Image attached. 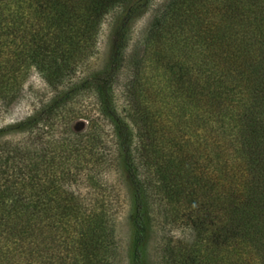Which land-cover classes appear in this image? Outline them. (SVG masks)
<instances>
[{"label": "trees", "instance_id": "1", "mask_svg": "<svg viewBox=\"0 0 264 264\" xmlns=\"http://www.w3.org/2000/svg\"><path fill=\"white\" fill-rule=\"evenodd\" d=\"M124 1L0 0V101L6 105L15 99L30 68L53 87L75 72L95 49L103 18ZM191 2L184 17L178 23L170 18L160 35L166 39L170 78L189 99L178 101L183 113L171 122L174 137L157 130L151 105L131 100L133 81L127 89L126 119L135 128L134 146L128 122L114 107L112 87L126 48L125 22L134 6L114 31L106 67L15 128L40 122L48 130L57 119L67 126L70 118L62 116L63 110L79 93L91 91L111 132L112 162L129 187L132 264H142L144 258L152 198L184 216L208 248L209 255L183 264H217L219 253L222 264H264V0ZM200 21L207 25L205 37ZM196 31L194 40L189 32ZM186 49L192 57L182 55ZM190 104L195 117L190 113L184 121ZM187 123L195 124L196 131L203 128L204 134L187 133L181 141ZM93 138L96 146L103 144L100 134ZM86 149L101 170L105 153L92 155ZM4 151L0 160L11 181L0 185V264H108V206L98 176H86L98 194L86 204L64 186V172L47 178L56 174L50 162L38 165ZM75 151L79 153L70 144L69 154ZM196 169L204 171V180ZM201 190H207L203 199Z\"/></svg>", "mask_w": 264, "mask_h": 264}, {"label": "rangeland", "instance_id": "2", "mask_svg": "<svg viewBox=\"0 0 264 264\" xmlns=\"http://www.w3.org/2000/svg\"><path fill=\"white\" fill-rule=\"evenodd\" d=\"M191 4V0H125L103 18L95 49L75 72L66 75L62 82L53 87L47 85L38 72L30 68L15 99L6 105V101H0V129L2 130L0 153L1 150L6 152L12 150L20 159L30 158L32 163L38 162V165L40 161L50 162L56 167V174L49 175L47 178L59 177L60 172H64L62 179L64 186L76 196L83 198L86 204H91L98 195L88 186L86 176H98L99 183L103 185V191L100 194L108 206L106 243L109 249L105 255L108 264H132L130 195L124 172L112 162L115 146L109 126L98 114L94 94L91 91H82L72 99L73 103L63 110L62 115L70 118V124L67 126H64L62 120L57 119L48 130L42 128L40 122L30 124L24 129L15 127L28 118H36L37 114L52 100H57L87 76L106 67L111 55L114 31L124 21L127 10L134 6V13L125 22L127 43L112 87L114 107L118 115L126 119L127 89L133 81L131 100H137L140 105L149 107L151 105V112L156 111L158 116L155 123L157 130L166 136L174 137V134L170 133L171 122L183 113L178 108V101L185 100L183 102L187 103L186 100L189 99L185 92H179L181 87L170 78L164 56L163 42L166 39H161L160 35L164 25L171 20L170 18L175 16L178 23ZM208 20L205 19V22ZM201 21L197 25L200 26L201 35L205 37L207 25ZM189 33L194 40H196L195 35H199L197 31ZM168 36L171 37L169 33ZM182 55L192 57L190 49H186ZM190 107L192 108L189 109ZM184 113L186 116L184 121H189L188 114L192 113V117L196 114L191 104ZM126 121L128 122L127 119ZM128 124L132 133V146H134L135 128L129 122ZM184 125L186 127L181 141L186 140L187 133L204 134L203 128L196 131L195 124L194 126L190 124V127L188 123ZM10 127L15 129L8 131ZM96 134H100L103 143L99 147L96 146L97 142L93 138ZM176 135L175 141L179 143L180 133ZM195 139L193 136L190 141L194 142ZM200 141V150H204V142L202 139ZM70 144H73L79 153L75 151L70 155L68 152ZM89 147L92 149L91 154L97 151L105 153L106 163L101 170L94 166L93 156L85 155L86 148ZM189 148L187 145L182 150L189 151ZM184 152L180 151L179 154L182 155ZM190 166L194 169L195 165L190 162ZM195 171L196 175L204 180V171L199 169ZM199 172L202 174H198ZM7 174V169L3 167V160H0V185L10 184L11 180L7 178ZM42 180L46 181V178L42 177ZM206 194L207 190H201L199 197L203 199ZM201 240L202 236L189 227L185 217L172 211L165 205L164 200L159 201L153 198L150 200L149 232L142 264H183L192 258L202 259L204 255H209V251L201 245ZM221 255L219 253L217 256V264H222Z\"/></svg>", "mask_w": 264, "mask_h": 264}]
</instances>
